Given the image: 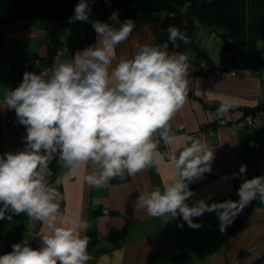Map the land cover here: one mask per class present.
Instances as JSON below:
<instances>
[{"label":"clouds","instance_id":"clouds-1","mask_svg":"<svg viewBox=\"0 0 264 264\" xmlns=\"http://www.w3.org/2000/svg\"><path fill=\"white\" fill-rule=\"evenodd\" d=\"M90 12L88 0H80L69 22L89 21ZM110 20L119 23L118 12ZM91 23L97 34L94 45L39 73L26 71L20 85L4 98L5 107L15 111L27 134L23 150L0 155V220L24 213L45 223L49 231L40 235L42 247L33 249L27 240L14 244L10 253L0 256V264H87L90 259L89 240L78 234L87 225L73 220L72 227L57 226L61 196L46 179L56 156L71 176L78 175L81 165L98 166V174L87 175L86 182L102 187L125 173L134 177L149 167L159 171L164 158L157 152L154 134L159 132L165 144L176 140L169 122L186 103L190 61L183 52H170L169 42L174 48L188 45L186 31L170 26L167 41L145 44L132 59L121 57L113 67L114 50L128 40L135 23L126 20L119 28L99 20ZM238 104V99L226 98L216 109L217 116ZM214 159L206 143L186 137L183 149L168 155L176 178L163 192L159 188L141 192L137 211L145 210L164 223L169 215L182 216L193 229L202 227L194 217L215 212L224 233L253 200L264 202V176L245 180L237 201L208 204L202 199L189 206L186 201L193 196L189 185L212 171ZM246 171L242 165L240 174Z\"/></svg>","mask_w":264,"mask_h":264},{"label":"crops","instance_id":"crops-1","mask_svg":"<svg viewBox=\"0 0 264 264\" xmlns=\"http://www.w3.org/2000/svg\"><path fill=\"white\" fill-rule=\"evenodd\" d=\"M175 13L169 14L166 21L161 18L163 26L132 20L135 28L128 40L114 50L113 67L121 57L132 59L136 50L145 44L167 41L170 26L187 33L184 18ZM120 24L113 26L119 28ZM69 29L68 24L44 20L19 21L5 29V37L0 43V155L23 150V137L27 134L26 127L17 123L15 111L5 107L6 94L20 85L26 71L39 73L43 68L70 61L78 51L95 44L97 34L93 29L89 32L91 42L75 48L67 41ZM197 31L194 37L187 35L210 59L207 73L202 72L200 63L203 59L195 58L196 53L180 51L169 42L170 52H183L189 61L193 57L197 64L189 63L186 103L169 122L170 134H174L176 140L165 144L159 132L153 136V141L161 139L157 152L164 159L159 171L149 167L134 177L128 176L124 182L112 183L110 180L102 187H94L86 182V176L93 172L98 174L99 167L87 163L78 168L77 176L68 175L69 169L62 167L53 180H47L48 185L61 196L57 226L72 227L73 220L87 225L84 231H78L81 238L89 240L87 252L90 259L87 264H264V202L258 198L235 217L233 222L239 220L240 228L228 239L222 238L215 212L194 217V222L202 224V227L193 229L182 216L174 218L169 215L168 222L164 223L147 215L145 210L137 211L135 207L141 192H151L156 188L163 192L164 186L176 178L174 167L164 152L178 154L188 136L206 143L215 156L212 171L189 185L193 192L187 200L189 206L202 199L208 204L235 201L245 180L264 176L261 152L249 148L246 143L248 139L264 143V133L237 129L234 125L246 115V111L250 113L264 108V62H252L251 67L235 69L229 61H223L227 57L223 53L225 34L220 45L216 39L208 43L206 40L211 35L201 32L200 26ZM7 40L9 45L3 44ZM252 45V49L264 50V38ZM242 46L240 51L248 61L251 59L250 47L248 44ZM216 48L217 52L213 54ZM38 59L42 60L39 67L34 63ZM15 61L19 62L13 67ZM234 70L236 74L233 76L231 72ZM229 97L238 99V106L218 117L216 109ZM221 120L227 124L222 125ZM242 165L247 169L244 175L239 172ZM57 180L62 182L57 183ZM12 216L10 221L7 218L0 220V256L7 254L11 243L24 240L33 249L42 247L40 235L48 233L47 225L24 213ZM180 224L183 227H179Z\"/></svg>","mask_w":264,"mask_h":264},{"label":"trees","instance_id":"trees-1","mask_svg":"<svg viewBox=\"0 0 264 264\" xmlns=\"http://www.w3.org/2000/svg\"><path fill=\"white\" fill-rule=\"evenodd\" d=\"M79 2L80 0H0V43L5 37V29L15 22L44 20L68 24L70 27L68 43L75 48H82L91 42L89 33L93 30L91 21L99 20L117 25L126 20H135L163 26L162 13L172 14L176 9L184 8L186 15L197 19L205 28L212 31L217 28L223 30L225 34L223 53L227 55L223 59L225 63L229 61V65L235 69H246L252 66V62L257 64L263 61L260 59V53L264 50L252 49V43L256 44L264 38V0H88L91 9L90 20L70 23L69 19L74 15V9ZM114 12L119 14V23L110 20ZM238 44L249 45L251 50L249 62L245 61ZM179 50L192 51L196 53L195 58L203 59L202 62L208 66L211 64L208 56L193 41L188 45L181 44ZM40 61L42 64V60ZM18 62H13V67ZM190 62L197 64L193 57ZM248 114L246 111V115ZM58 159L56 156L49 164L52 172L46 178L49 181L53 180L63 167L58 163ZM127 179L128 175L125 173L124 178L115 177L111 182L120 183ZM228 228L229 235H235L240 228L239 220L234 221ZM12 245H9L7 253L12 251Z\"/></svg>","mask_w":264,"mask_h":264},{"label":"built area","instance_id":"built-area-1","mask_svg":"<svg viewBox=\"0 0 264 264\" xmlns=\"http://www.w3.org/2000/svg\"><path fill=\"white\" fill-rule=\"evenodd\" d=\"M174 14V13H173ZM260 59L264 61V52L260 53ZM35 64L38 66L41 64V61L38 59L35 61ZM29 65V64H27ZM200 68L202 70V72L207 73L209 71V66L206 65L204 62H202L200 64ZM215 71H221V70H215ZM236 71H232L231 75H235ZM222 125L227 124V122L225 120H221L220 122ZM235 127L237 129H251V130H256V131H260L264 133V108L262 109H257L255 110V112L253 113H249L248 115L243 116V118L237 122H235ZM182 129V127H181ZM155 141H159V143L157 144V146L161 145V139H155ZM247 146L251 149H255V150H259L261 152V158L262 160L264 159V143L256 140V139H248L247 140ZM165 156L167 157L168 155L165 154ZM240 197L238 196L237 200H239ZM186 203H188L186 201ZM248 206H246L241 212H243L245 209H247ZM229 232L230 229L227 227L226 231L224 233H222V238L224 239H228L229 238ZM13 243H11L10 245H12Z\"/></svg>","mask_w":264,"mask_h":264},{"label":"rangeland","instance_id":"rangeland-1","mask_svg":"<svg viewBox=\"0 0 264 264\" xmlns=\"http://www.w3.org/2000/svg\"><path fill=\"white\" fill-rule=\"evenodd\" d=\"M175 12L177 14L178 13L181 14V18H184V27L187 29V33H189V35H191V37H194V35L195 36L197 35V33H198L197 27L200 26L201 32H208L211 35V37L206 40L208 43L210 42V40L216 39L217 42H218V44L219 43H220V45L223 44V42H224V38H223L224 32H223V30L217 28L215 31H212L211 29L205 28L204 26H202V25L199 24V22L197 21V19H195L194 17H191V16L186 15L184 8H178V9H176L174 11V13ZM168 15H169L168 12H164V13H162V18L166 21V18L169 17ZM57 23H60V22H57ZM12 25H14V24H12ZM12 25H10V26H12ZM8 42H9V40H7V43H3V44L9 45ZM207 42H204V44L207 43ZM14 44H15L14 47L16 48L17 42L15 41ZM213 46H215V42H213ZM238 46H239L240 49H243V46L242 45L238 44ZM24 47H28V46L26 44H24ZM25 49H27V48H25ZM215 52H217V48H216V50L213 51V54H215ZM31 56L33 57L34 54H31ZM8 66H10V64H8ZM24 236H25V233H24Z\"/></svg>","mask_w":264,"mask_h":264},{"label":"bare ground","instance_id":"bare-ground-1","mask_svg":"<svg viewBox=\"0 0 264 264\" xmlns=\"http://www.w3.org/2000/svg\"><path fill=\"white\" fill-rule=\"evenodd\" d=\"M165 154H167L166 152H164ZM168 155V154H167ZM188 202V201H187ZM189 204V203H188Z\"/></svg>","mask_w":264,"mask_h":264}]
</instances>
